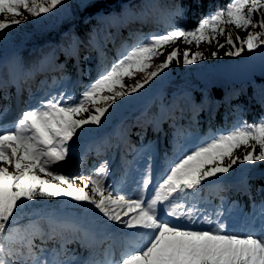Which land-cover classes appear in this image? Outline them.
<instances>
[{
    "label": "snow or ice",
    "instance_id": "6c2138e0",
    "mask_svg": "<svg viewBox=\"0 0 264 264\" xmlns=\"http://www.w3.org/2000/svg\"><path fill=\"white\" fill-rule=\"evenodd\" d=\"M63 2L0 0V15L4 17L0 19V32L26 22L29 16L50 13ZM229 26L246 31L247 36L234 37ZM218 37H224V43ZM177 41L195 44L197 49L202 43H215L213 57L224 48L225 55L231 57L256 50L264 46V0H230L191 30L180 28L153 36L115 62L78 100L68 98L62 103L48 99L38 108L23 111L12 126L0 125V237L25 201L68 197L91 205L130 233L142 234L129 242L115 264H264V228L259 233L230 234L218 219L216 227L195 229L163 221L158 215V208L167 204L166 214L176 220L211 225L212 217L202 214L194 202H187V197L204 182L228 174L238 163L264 162V119L218 135L183 154L148 199L145 190L149 179L143 181L136 198L116 193L107 183V162L86 176L66 173L59 167L68 159L75 136L86 126H99L119 99L138 92L173 63L187 66L206 58L203 51L173 47ZM167 47L172 50L165 59L154 63ZM138 73L143 74L142 79L125 84V79L132 80ZM242 148V155L237 156ZM221 215L213 212V216ZM4 252L0 244V264H8ZM28 259L33 264H45L37 260L30 245Z\"/></svg>",
    "mask_w": 264,
    "mask_h": 264
},
{
    "label": "trees",
    "instance_id": "16d2710c",
    "mask_svg": "<svg viewBox=\"0 0 264 264\" xmlns=\"http://www.w3.org/2000/svg\"><path fill=\"white\" fill-rule=\"evenodd\" d=\"M198 1L156 0V4H154L152 0H86L82 6L80 0H64L62 5L50 13L42 14L39 17L29 16L26 22L0 32V50L8 42L24 43V47L18 51L13 66L5 65L0 71V99L4 100L5 96L15 95L19 87H21V94H24L28 87L43 86L44 82H48L46 78L48 79L58 68L72 73L74 71L71 69L73 63L82 69L88 66L93 67L95 61L106 54L111 45L115 46L112 48L113 51L115 48L121 50L124 43H133L141 35L147 34L145 31L142 32V29L137 34L130 32L129 25L134 21L143 17L147 20L162 18L163 21L170 24H178L180 21L188 23L199 21L206 10L200 16L198 15V18L193 19L192 7L202 4L205 9L217 2L216 0H200L201 3H198ZM100 10L104 13L102 18L96 15ZM25 14L27 15V13ZM195 17H197L196 14ZM229 29L233 32L234 37L239 35L237 29L232 26H229ZM122 34L125 36L122 37ZM219 42L224 43V37H220ZM173 47L195 50L194 44H184L180 41H177ZM171 50L172 47H167L165 56ZM199 51H203L205 57H208L212 52L217 51V45L205 43ZM226 51L227 48L220 49L217 57L225 55ZM245 51L247 52V50ZM208 62L209 60L205 58L200 63L187 66L182 62L180 64L173 63L138 92L119 99L103 118L101 126L109 128L118 111L130 109L133 115L127 117L120 128L124 134L131 136L127 143L134 141L133 145L137 146L140 142L148 140H152L156 144L161 141L166 143V137H171L176 133L178 127L189 124V119H192V131L195 130L199 136L204 137L213 131L215 125H226L232 118L230 113H233L231 112L233 110L243 111L248 116V109L252 107L255 98L264 93V76L256 74L254 81L248 83L230 81L227 92L224 94L223 89L216 84L201 92V83L196 80L192 71L200 66H206ZM95 68L100 70L101 67L97 64ZM81 76L86 78L85 74ZM153 88L158 90L147 103L134 106L136 99L141 100L142 95ZM218 95L219 97H216ZM214 101L218 102L219 108L208 112L210 104H213ZM143 108H145V112L135 116V113L137 114ZM163 111L166 112L168 117L166 121L169 123L168 128L164 127V134L157 128L158 119L161 120ZM213 119L217 123H214L210 128L211 123L215 122ZM163 122L165 121L163 120ZM230 123L232 122L230 121ZM204 125H206L205 128ZM86 128L89 131L97 129L93 125L86 126ZM149 132L155 133H151L146 138ZM158 133H160L159 141L155 138ZM80 137L81 135L78 133L74 139ZM117 139L118 137L109 139L106 145L102 146V151L96 154L92 153L93 160L110 159L107 158L110 148L113 145L116 146ZM248 150L251 151V149ZM243 151V148L238 150L236 155H242ZM256 151L258 153L259 149ZM262 168H264V162L238 163L228 174L221 175L222 181L215 190L210 191V194L213 195L210 197L211 200L216 198L229 200L233 188H230L231 183L227 182V178L245 174L239 183V188L241 192L244 188L248 189L252 194L248 200L241 193L238 197L239 202H242L245 207L247 203L251 205L262 201L264 199V174H249L253 170ZM69 173L75 175L74 172ZM201 188L202 186L199 189ZM71 201L74 200L68 197L37 198L34 201H25L9 222L4 236L0 237V244L5 249L4 258L8 264H32L33 262L28 259L29 245L36 258L39 257V249L42 247L55 249L59 251V254L65 255L66 247L75 244L72 254L75 253L78 245L83 242L80 232L57 227L43 217L37 218L35 221L31 218L33 211L38 207L52 211ZM74 209L83 210V207H74ZM91 211L98 219L108 221L94 208H91ZM108 222L111 223V221ZM9 252L12 253L11 256L8 255Z\"/></svg>",
    "mask_w": 264,
    "mask_h": 264
},
{
    "label": "rangeland",
    "instance_id": "374dc122",
    "mask_svg": "<svg viewBox=\"0 0 264 264\" xmlns=\"http://www.w3.org/2000/svg\"><path fill=\"white\" fill-rule=\"evenodd\" d=\"M86 2V0H80V4L83 6V4ZM102 14H103V11L102 10H100V11H98L97 12V16L98 17H101L102 16ZM209 15V14H208ZM207 15V16H208ZM206 17V16H205ZM0 19H4V17H3V15H0ZM144 23L145 22H147V20H144L143 21ZM183 28H187L188 30H191V29H193V28H190V27H188V26H184ZM179 28H174V30H178ZM238 30V29H237ZM249 30H251V29H249ZM173 31V30H172ZM255 31H259V29H255ZM167 32H169V31H167ZM167 32H165V33H163V34H155L154 36H161V35H164V34H166ZM238 33H239V35L241 36V37H246L247 36V32L246 31H243V30H238ZM153 37V36H152ZM151 37H148V36H145L142 40H141V44L142 43H144V42H146V40L147 39H150ZM219 38L220 37H218L217 39L219 40ZM9 44L8 45H10L11 43H13V42H8ZM21 43H23V42H21ZM205 43H202L201 45H200V47H199V49H197L196 48V46H195V50L194 51H197V50H200L201 48H202V46L204 45ZM195 45V44H194ZM20 47V46H19ZM6 49H7V52H6ZM4 51H5V53H8V54H11L10 53V50H9V47H7V48H5L4 49ZM131 51V50H130ZM165 52H166V49H165ZM165 52H164V55H161V56H159L158 58H156L155 59V61H154V63H160V62H162L164 59H165ZM247 52H250V51H247ZM244 53H246V52H243L242 54H244ZM207 58V60H209V62L207 63V64H213V63H215V62H218V61H221V60H226V59H232L233 57H229V56H227V55H223V56H219V57H213L211 54L210 55H208V57H206ZM234 58H236V57H234ZM211 59V60H210ZM202 60H198L196 63H200ZM0 62H3V63H5L4 61H3V56H0ZM11 62V61H10ZM9 63V62H8ZM200 68H202L201 66L200 67H198V68H196V70H198V69H200ZM195 70V69H194ZM192 71V72H195V71ZM261 70V69H260ZM264 70V69H263ZM65 78H66V76H64ZM61 79V81L59 82V83H61L62 84V82L63 83H65V86L66 87H69V85H68V82L66 83V79ZM143 78V74H141V73H138L137 75H136V77L134 78V79H132V80H128V79H125V84H127V85H132V84H134L135 83V80L136 79H142ZM213 81H214V79H212ZM225 81H226V79H223V80H220V81H216V82H218V84L220 83L221 85H223L224 83H225ZM156 93V89H149L148 90V92L146 93V94H144L143 96H142V99L141 100H137V101H135V104H138V103H145L149 98H151L154 94ZM119 119H121V116H120V118ZM244 124H248V125H252V124H249V123H247V122H245L243 119H241V118H239L238 119V121H237V127H242ZM236 126L235 127H231V128H229V130L228 131H223V130H221V131H219V132H217L213 137H210V138H215V137H217L218 135H221V134H226V133H229V132H231V131H233L234 129H236L237 128ZM110 131V130H109ZM108 131V132H109ZM88 135V133H84V135L83 136H87ZM100 135H102V137L101 136H97L98 138H100V139H102L105 135H106V133L105 132H102V133H100ZM90 138V137H89ZM187 139H188V143H190V144H192V145H197V148L198 147H200V146H202V144L205 142V141H199L198 140V138L196 137V135L195 134H190L189 136H187V135H183L182 136V139H181V142H180V145L181 144H185V141H187ZM198 142H200V143H198ZM82 147H83V144H82V142H75L74 143V145H73V147L72 148H70V150H69V154H68V158H71V157H73V156H75V152L76 151H80L81 149H82ZM147 147L148 148H145V149H147V152H150V151H152V149H151V144H148L147 145ZM180 148H182V147H180ZM144 152L146 153V151L144 150ZM9 170L11 171L12 169L11 168H9ZM237 181H239V179H237ZM200 196H198V193L196 192L195 194H192L191 195V198H190V202H193L192 200L193 199H197V198H199ZM187 199H188V197H187ZM224 203L225 202H223L221 205H224ZM257 207V206H256ZM234 209H235V211H239V210H244L242 207H240L239 205H236V206H234L233 207ZM262 212V217H263V219H264V205H261L260 207H257V208H255V212L253 213V214H251V215H249V216H247V221H250V220H254V218H255V216H253V215H255L256 213H258V212ZM60 212V211H59ZM252 227H255V223H253L252 222ZM135 235L136 236H138V233L137 234H134V236L133 237H135ZM108 264H112V262H108Z\"/></svg>",
    "mask_w": 264,
    "mask_h": 264
},
{
    "label": "bare ground",
    "instance_id": "6f19581e",
    "mask_svg": "<svg viewBox=\"0 0 264 264\" xmlns=\"http://www.w3.org/2000/svg\"><path fill=\"white\" fill-rule=\"evenodd\" d=\"M262 54H260V52ZM246 52V51H245ZM259 52V53H258ZM258 52H254V55L241 57L239 61L234 63H224L222 65H215L211 68H202L195 72V75L205 85L218 83L226 78L235 79V77L241 76L242 78H249L248 73L256 71L257 74H261L258 68L264 67V49H259ZM214 79V81L212 80Z\"/></svg>",
    "mask_w": 264,
    "mask_h": 264
},
{
    "label": "water",
    "instance_id": "95a60500",
    "mask_svg": "<svg viewBox=\"0 0 264 264\" xmlns=\"http://www.w3.org/2000/svg\"><path fill=\"white\" fill-rule=\"evenodd\" d=\"M264 49V46H262V47H259V48H257L256 50H253V51H251V52H248V53H245V54H242L241 56H239V57H237V58H235V59H226V60H222V61H219V62H216V63H214L213 65H209V66H206V67H202V68H211V67H214L215 65H222V64H224V63H234V62H237V61H239L240 60V58L242 57H249V56H251V55H254V52H258V50L259 49ZM260 52V51H259ZM258 52V53H259ZM260 54H262L261 52H260ZM202 68H200V69H202ZM200 69H198V70H200ZM264 67H261V70H260V68H258V70L261 72V74H260V76H263L264 75ZM197 71V70H196ZM195 71V72H196ZM195 72H194V75H195ZM257 74V72L256 71H251V72H249L248 73V75H249V78H242L241 76H238V77H235V79H232V78H226V81H225V83L223 84V85H221L220 83L218 84V83H212V84H209L208 82H206V84L204 85L200 80H199V78H197L196 77V75H195V78L197 79V80H199L200 82H201V84L203 85V87L204 88H207V87H209V86H211V85H214V84H216V86L218 85V86H220V87H225L226 86V84L229 82V81H234V82H240V81H242V80H247V81H250V80H253L254 79V75H256ZM259 75V74H258Z\"/></svg>",
    "mask_w": 264,
    "mask_h": 264
}]
</instances>
